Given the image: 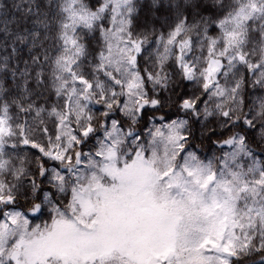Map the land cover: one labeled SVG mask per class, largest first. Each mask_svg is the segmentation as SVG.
Wrapping results in <instances>:
<instances>
[{"label":"snow or ice","instance_id":"snow-or-ice-1","mask_svg":"<svg viewBox=\"0 0 264 264\" xmlns=\"http://www.w3.org/2000/svg\"><path fill=\"white\" fill-rule=\"evenodd\" d=\"M0 264H264V0H0Z\"/></svg>","mask_w":264,"mask_h":264},{"label":"trees","instance_id":"trees-1","mask_svg":"<svg viewBox=\"0 0 264 264\" xmlns=\"http://www.w3.org/2000/svg\"><path fill=\"white\" fill-rule=\"evenodd\" d=\"M25 6H27V5H25ZM253 259L258 261L260 259V257H258V256L257 257H253Z\"/></svg>","mask_w":264,"mask_h":264}]
</instances>
